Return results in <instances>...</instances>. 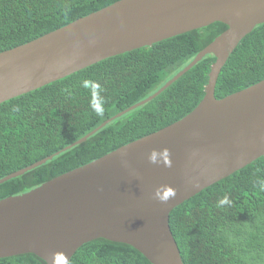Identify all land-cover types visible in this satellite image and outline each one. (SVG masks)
Segmentation results:
<instances>
[{"label": "water", "instance_id": "obj_1", "mask_svg": "<svg viewBox=\"0 0 264 264\" xmlns=\"http://www.w3.org/2000/svg\"><path fill=\"white\" fill-rule=\"evenodd\" d=\"M227 25L143 100L0 183L86 140L108 122L153 99L212 53L205 94L179 120L34 188L0 200V258L33 253L68 264L84 243L131 245L151 264H184L170 212L202 189L264 155V79L217 99L221 68L241 39L264 22V0H117L0 52V103L107 57L151 46L210 23Z\"/></svg>", "mask_w": 264, "mask_h": 264}, {"label": "trees", "instance_id": "obj_2", "mask_svg": "<svg viewBox=\"0 0 264 264\" xmlns=\"http://www.w3.org/2000/svg\"><path fill=\"white\" fill-rule=\"evenodd\" d=\"M117 0H0V52L33 40ZM216 21L151 46L102 59L0 103V178L80 139L145 99L226 30ZM212 53L153 99L108 122L83 142L0 183V200L91 162L187 115L202 100ZM264 79V22L238 43L218 75L217 99ZM100 112V115H97ZM264 155L176 206L169 225L184 264H264ZM227 196L230 205H219ZM0 264H45L33 253ZM68 264H151L131 245L97 239Z\"/></svg>", "mask_w": 264, "mask_h": 264}, {"label": "clouds", "instance_id": "obj_3", "mask_svg": "<svg viewBox=\"0 0 264 264\" xmlns=\"http://www.w3.org/2000/svg\"><path fill=\"white\" fill-rule=\"evenodd\" d=\"M100 112H97V115H100ZM256 186L259 188L260 191L264 192V180H257L256 181ZM230 200L227 196H225L223 199L219 201V205H225L229 204L230 205Z\"/></svg>", "mask_w": 264, "mask_h": 264}]
</instances>
